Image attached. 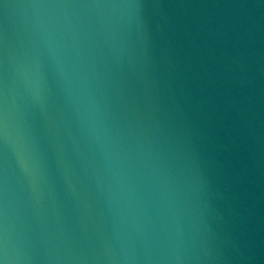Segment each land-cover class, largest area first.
<instances>
[{
    "label": "water",
    "instance_id": "obj_1",
    "mask_svg": "<svg viewBox=\"0 0 264 264\" xmlns=\"http://www.w3.org/2000/svg\"><path fill=\"white\" fill-rule=\"evenodd\" d=\"M4 264H264V0H0Z\"/></svg>",
    "mask_w": 264,
    "mask_h": 264
},
{
    "label": "snow or ice",
    "instance_id": "obj_2",
    "mask_svg": "<svg viewBox=\"0 0 264 264\" xmlns=\"http://www.w3.org/2000/svg\"><path fill=\"white\" fill-rule=\"evenodd\" d=\"M0 264H4V261L2 259H0Z\"/></svg>",
    "mask_w": 264,
    "mask_h": 264
}]
</instances>
